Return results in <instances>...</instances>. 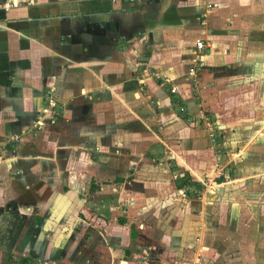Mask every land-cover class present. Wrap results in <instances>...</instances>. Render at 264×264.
Masks as SVG:
<instances>
[{"label":"crops","instance_id":"0c3cea01","mask_svg":"<svg viewBox=\"0 0 264 264\" xmlns=\"http://www.w3.org/2000/svg\"><path fill=\"white\" fill-rule=\"evenodd\" d=\"M6 211L59 264H264V0H0Z\"/></svg>","mask_w":264,"mask_h":264},{"label":"rangeland","instance_id":"374dc122","mask_svg":"<svg viewBox=\"0 0 264 264\" xmlns=\"http://www.w3.org/2000/svg\"><path fill=\"white\" fill-rule=\"evenodd\" d=\"M12 211H6L5 217H2L0 213V264H53L50 260L46 259V255H35L26 254V252H14V247L22 241L21 230L24 225L16 224L13 225V229L10 230L9 219L11 218ZM5 220V222H3ZM7 221V222H6ZM13 247V248H12ZM6 252H5V251ZM34 258V259H33ZM55 264H59L56 262ZM124 264V263H123Z\"/></svg>","mask_w":264,"mask_h":264},{"label":"built area","instance_id":"2783aa9c","mask_svg":"<svg viewBox=\"0 0 264 264\" xmlns=\"http://www.w3.org/2000/svg\"><path fill=\"white\" fill-rule=\"evenodd\" d=\"M125 1L132 2V1H135V0H125ZM13 5L16 6L17 3L10 2V3L2 5L1 8H3L5 11H7ZM195 46H196L197 51H196V54L194 55V57L191 58L192 66L188 69V73L190 75H193L195 73V69L202 65V55H201L200 51L204 48V43H203L202 40H197L196 43H195ZM175 90H176L175 87L171 88V92H175ZM53 104L54 103H52V105ZM184 109H185L184 107H180L181 111H184ZM47 113H49L48 109H44L43 112H42V115L39 116V118H42L43 116L45 117V115H47ZM35 123H39V122H35ZM14 139L17 140V137H15Z\"/></svg>","mask_w":264,"mask_h":264}]
</instances>
